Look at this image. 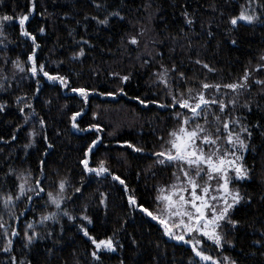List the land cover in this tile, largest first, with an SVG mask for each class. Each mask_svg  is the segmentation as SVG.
<instances>
[{"label":"trees","instance_id":"trees-1","mask_svg":"<svg viewBox=\"0 0 264 264\" xmlns=\"http://www.w3.org/2000/svg\"><path fill=\"white\" fill-rule=\"evenodd\" d=\"M241 5L260 19L231 25L229 20L238 15ZM29 8H33L30 13ZM21 14L29 16L28 37L20 34L17 22H0V84L4 86L0 88V191H15V176L5 178L11 169L16 174L31 173L30 183L41 180L45 192L33 194L32 202L26 197L16 202L13 222L19 235L9 236L13 249L0 251V264H10L11 256L17 264L21 260L25 264H192L198 260L188 244L165 236L160 225L131 206L128 196L154 210L156 188L173 182L175 166L158 164L153 153L161 150L160 137L167 139L168 132L191 113L179 105L160 107L171 104L168 93L183 92L187 97V89L192 88L195 95L202 81L231 83L246 68L252 72L247 91L206 92L208 98L237 101L222 114L212 105L209 120L213 110L222 120L238 117L252 135L241 133L248 144L242 153L248 176L231 185L243 196L231 211L238 224L235 228L224 224L220 249L207 243L204 248L235 264H264V87L253 83L264 80V67H257L264 63L259 59L264 55V0H0V16ZM105 17L107 24L97 22ZM32 54L37 66L43 64L50 75L64 76L67 85L50 81L41 72L33 76L28 71ZM13 61L25 71H19ZM172 68L166 88L158 75ZM73 88L85 89L87 97ZM177 112L183 115L176 117ZM93 140L97 143L87 161L90 168L106 161L108 172L100 175L85 171L81 163ZM113 175L125 181L127 192ZM61 180L67 183L57 209L46 203L47 192L59 193ZM52 212L56 220L40 223L42 215ZM85 216L91 223L82 219ZM30 223L32 229L27 228ZM82 227L97 239L113 237L116 251H102L100 259L94 260L93 245ZM4 231L0 229V248L6 243ZM25 231L38 233L27 248Z\"/></svg>","mask_w":264,"mask_h":264},{"label":"snow or ice","instance_id":"snow-or-ice-1","mask_svg":"<svg viewBox=\"0 0 264 264\" xmlns=\"http://www.w3.org/2000/svg\"><path fill=\"white\" fill-rule=\"evenodd\" d=\"M101 7V5H97ZM33 8H29V13ZM112 15H119V13H112ZM186 22L191 24L192 21L187 19V13H185ZM29 16L27 14H21L18 17L3 15L0 16V22H17L20 28V34L22 36H30V33L25 30L26 21ZM93 19H96L93 17ZM260 19L254 10H251L245 5L240 6L238 15L232 16L229 23L236 26L238 21H244L248 24H252L254 21ZM100 24H107L108 18L97 21ZM3 25L0 24V29ZM43 32V29L40 30ZM35 45V37H31ZM135 38L131 40V43H136ZM86 43V42H85ZM235 43V41H233ZM38 47V45H36ZM35 48L33 49V53ZM81 55L83 52L81 51ZM260 61H264V55L260 58ZM28 61L32 62V67L28 69L33 76H36L38 72L50 81H59L61 84L67 85V80L64 76L50 75L45 70V65L40 64L37 66L34 54L28 56ZM200 63L199 60L196 61ZM13 64L24 72V67L17 61H13ZM203 67L208 68L209 71L213 69L209 68L207 64ZM258 68L264 67V63L258 64ZM169 71H175V68L164 69L162 73L158 75L159 82L166 88L169 87L168 76ZM255 71V70H253ZM252 72L249 69H245L244 74L237 81L231 83H208L202 81L200 84V90L192 95L193 89L188 88L189 95L185 97L183 92L178 95L169 92L171 96L170 105H160V107H171L172 105H179L182 109H187L191 113V116L184 115L183 119L179 121V126L170 130L167 134L168 138L160 137L163 141L161 144V150L153 153L157 157L156 162L160 165L175 166L176 171L172 173L173 182L167 186H158L156 188V196L154 202L156 208L149 210L148 207L140 204L134 195L128 196V202L131 206L138 208L145 216L150 217L163 229V234L176 241H182L185 244L191 245L192 253L198 260H194L192 264H235V261H231L230 258L224 257L223 261H218L213 256L206 254V252L200 248L201 239L204 238L210 241L217 249L222 247L224 241V234L221 232L224 224H231L235 228L238 221L231 219V211L241 203L243 196L239 190L234 189L231 185L237 180L247 178L248 169L243 164V151L248 148L246 138L241 133H246L247 137H250L252 133L248 127L245 126L240 118L221 119L219 114H215L213 110V119L209 120V110L212 105H216L219 109V113L222 114L231 104L235 107L237 101L235 98L228 100L219 99L217 96L211 98L206 97L207 90H214L215 93H219L221 89L230 90L232 93H240L247 91L250 88L248 83ZM181 79H184V74L180 73ZM127 80L128 77H124ZM253 83L264 87V80L255 79ZM4 86L0 84V88ZM73 92H78L81 96L87 97L88 93L83 88H73ZM21 98H18V100ZM144 103V101H140ZM31 107V105H26ZM243 107L247 108L246 103ZM3 106H0V110ZM23 113L24 109H20ZM76 115H79L77 113ZM181 113L177 112L176 117H180ZM76 116L72 117L75 121ZM27 121V117H25ZM199 120H203L204 123H199ZM214 122V123H213ZM41 124L44 122L41 120ZM77 125L73 123V127ZM93 127H96L93 125ZM239 128L236 131L235 128ZM33 135V133H30ZM15 139V136H13ZM46 139V138H45ZM97 143L96 140L92 141L89 145L88 151L84 152L85 159L81 161L84 165V169L87 172H95L97 175L108 172L106 167V161L100 160L96 168H90L88 166L87 157L89 152ZM25 147H28L26 145ZM52 147L51 144L48 145ZM132 147V145H129ZM134 151H143L141 148H134ZM43 164V161L41 162ZM15 176L17 183L15 184V191H0V207L9 217L14 215V208L17 201H20L22 197H26L29 202L33 201V194L39 196L45 192L43 183L41 180L36 179L35 183H30L31 173L27 175L21 173L16 174L13 170H9L5 174V178ZM113 180L119 181L121 185H125V181L119 176L113 175ZM66 181L61 180L59 182V193L47 192L46 203L54 205L57 209L61 206V201L64 197L63 193ZM80 191L79 188L76 189ZM125 191L127 187L125 185ZM104 201L102 200L101 203ZM68 216L65 211L63 213ZM23 215V213H21ZM18 219V217H16ZM69 219L73 217L69 216ZM82 219L91 220L87 216ZM56 220V213L52 212L48 215H42L40 223L45 221ZM33 224H28L27 228L32 229ZM0 229H6V221L4 215L0 214ZM84 236H86L93 245L91 252L94 260H99L98 253L102 251L114 252L116 251L115 241L113 237H107L105 239H97L89 234L86 228L80 229ZM2 235L4 236L6 243L0 251L4 253H10L13 249V240L9 238L7 230ZM19 233L15 228L11 229V236H18ZM189 236L190 239H185V236ZM38 236L35 231L31 235L25 231L24 239L26 243L24 247L27 248L32 241ZM135 243V241H133ZM257 243H260L257 241ZM10 264H17L15 256L10 257ZM19 264H25L24 260L19 261Z\"/></svg>","mask_w":264,"mask_h":264},{"label":"rangeland","instance_id":"rangeland-1","mask_svg":"<svg viewBox=\"0 0 264 264\" xmlns=\"http://www.w3.org/2000/svg\"><path fill=\"white\" fill-rule=\"evenodd\" d=\"M252 10V9H251ZM4 211V210H3ZM3 215H4V220L7 222V225H6V229L5 230H7V232H8V236H10L11 238L13 237V236H11V229L12 228H17V226H16V224L14 225V222H13V219L15 218V210H14V215L12 216V217H9L7 214H6V212H4L3 213ZM168 237V236H167ZM185 239H190V237L189 236H185ZM201 239V244H200V248H202L204 251H205V248H204V245L207 243V244H211V245H213L210 241H207V240H205L204 238H200ZM190 247H191V245L190 244H188ZM213 246H215V245H213ZM206 252V251H205ZM206 254H208V255H211V256H213L215 259H217L218 261H223V258L224 257H222L221 255H216V254H214V255H212L211 253H207L206 252ZM209 264H210V262H209Z\"/></svg>","mask_w":264,"mask_h":264},{"label":"bare ground","instance_id":"bare-ground-1","mask_svg":"<svg viewBox=\"0 0 264 264\" xmlns=\"http://www.w3.org/2000/svg\"><path fill=\"white\" fill-rule=\"evenodd\" d=\"M245 135V134H244Z\"/></svg>","mask_w":264,"mask_h":264}]
</instances>
